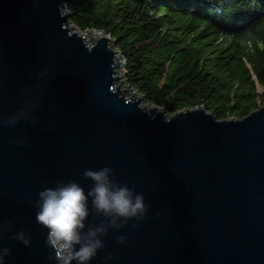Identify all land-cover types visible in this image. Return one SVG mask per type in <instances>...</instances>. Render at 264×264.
Listing matches in <instances>:
<instances>
[{
	"label": "water",
	"instance_id": "1",
	"mask_svg": "<svg viewBox=\"0 0 264 264\" xmlns=\"http://www.w3.org/2000/svg\"><path fill=\"white\" fill-rule=\"evenodd\" d=\"M66 1L0 0L6 264H55L36 222L39 191L70 180L87 191L84 170L105 165L144 194L148 213L110 228L92 264L109 253V264H264V105L227 120L197 106L145 111L116 85L110 36L86 42L70 30ZM21 229L30 247L15 239Z\"/></svg>",
	"mask_w": 264,
	"mask_h": 264
},
{
	"label": "trees",
	"instance_id": "2",
	"mask_svg": "<svg viewBox=\"0 0 264 264\" xmlns=\"http://www.w3.org/2000/svg\"><path fill=\"white\" fill-rule=\"evenodd\" d=\"M68 21L110 36L125 81L166 114L219 120L264 105V0H67Z\"/></svg>",
	"mask_w": 264,
	"mask_h": 264
},
{
	"label": "clouds",
	"instance_id": "3",
	"mask_svg": "<svg viewBox=\"0 0 264 264\" xmlns=\"http://www.w3.org/2000/svg\"><path fill=\"white\" fill-rule=\"evenodd\" d=\"M114 169L105 165L98 169L86 168L83 175L92 181L85 188L75 180L58 181L55 186L41 189L38 193L36 222L47 229L45 245L51 250L49 259L55 264H92L104 248V237L109 229H120L129 220H143L148 213L145 196L127 184L113 178ZM95 213L99 223H89ZM15 239L26 247L31 246V237L23 229L15 233ZM120 243L127 236H118ZM10 249H0V264H6ZM112 255L104 257L109 264Z\"/></svg>",
	"mask_w": 264,
	"mask_h": 264
},
{
	"label": "rangeland",
	"instance_id": "4",
	"mask_svg": "<svg viewBox=\"0 0 264 264\" xmlns=\"http://www.w3.org/2000/svg\"><path fill=\"white\" fill-rule=\"evenodd\" d=\"M65 4V3H64ZM61 12H62V14L63 15H68V13H67V10L65 9V6H63L62 8H61ZM66 24H67V27L70 29V30H74V31H76V33H79V34H85V35H87L86 36V38H85V40L84 41H86V42H93L96 38H90V36H89V34H91V33H93V32H96V31H81V30H79L78 28H76L75 26H73L72 24H70V22L68 21V18H67V21H66ZM97 33H99V32H97ZM101 33V32H100ZM99 33V34H100ZM100 36V35H99ZM117 58H119L120 60H121V62H122V65H121V73L123 74H121L122 76H120L119 78V81H118V79H117V81L119 82H117L116 81V85L118 86L119 84H120V81H122L121 82V84H120V90H125L124 91V93H123V95H126V96H131V97H133L134 99H136L135 97H139L138 99V101H141L142 102V107H147V108H152V112L153 111H156V110H159L160 108L159 107H155V106H152V105H148V104H146L145 102H144V100L141 98V96L139 95V94H137L136 92H134V91H132L129 87H128V85L126 84V81H125V73H124V67H123V64H124V62H123V58L121 57V55L120 54H118L117 55Z\"/></svg>",
	"mask_w": 264,
	"mask_h": 264
},
{
	"label": "bare ground",
	"instance_id": "5",
	"mask_svg": "<svg viewBox=\"0 0 264 264\" xmlns=\"http://www.w3.org/2000/svg\"><path fill=\"white\" fill-rule=\"evenodd\" d=\"M100 33V32H99ZM99 33H97V32H93V33H91V34H89V36H90V38H97L99 35H101V33L99 34ZM79 36H81L82 38H83V40H85V38H86V36L87 35H85V34H79V33H77ZM87 39V38H86ZM118 55V54H117ZM117 55H116V57H117ZM115 64L116 65H118V66H116L115 67V76H117L118 78V81H119V77L120 76H122L123 74L121 73V65H122V62H121V60L119 59V58H117L116 59V61H115ZM122 74V75H121ZM119 83V82H118ZM119 88H120V86H119ZM136 99L135 100H139L138 98V96L137 97H135ZM139 102V105L142 107V102L141 101H138ZM145 111H147V112H149V113H152V108H147V107H142ZM155 112V111H154Z\"/></svg>",
	"mask_w": 264,
	"mask_h": 264
}]
</instances>
